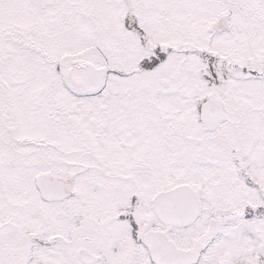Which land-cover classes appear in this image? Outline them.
I'll return each mask as SVG.
<instances>
[{
    "label": "snow or ice",
    "instance_id": "obj_1",
    "mask_svg": "<svg viewBox=\"0 0 264 264\" xmlns=\"http://www.w3.org/2000/svg\"><path fill=\"white\" fill-rule=\"evenodd\" d=\"M0 264H264V0H0Z\"/></svg>",
    "mask_w": 264,
    "mask_h": 264
}]
</instances>
